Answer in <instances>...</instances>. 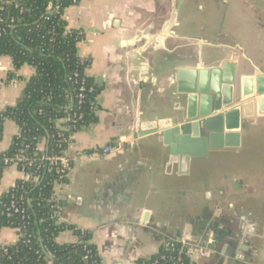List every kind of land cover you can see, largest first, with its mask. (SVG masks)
<instances>
[{
    "label": "crops",
    "instance_id": "1",
    "mask_svg": "<svg viewBox=\"0 0 264 264\" xmlns=\"http://www.w3.org/2000/svg\"><path fill=\"white\" fill-rule=\"evenodd\" d=\"M62 17L83 33L77 52L90 58L86 74L100 87L96 121L76 130L66 150L89 152L108 143L117 150L77 159L67 181L53 186L59 221L89 230L102 264H137L168 240L207 241L212 226L226 225L222 217L234 218L228 245L221 240L209 249L207 243L190 254L192 264H264V116L244 125L238 148L209 149L188 163L161 137H137L143 125L170 119L184 105L177 68L216 67L234 56L239 83L264 73V0H80ZM10 71V58L1 56L0 113L17 103L34 67L22 65L12 80ZM0 123L1 154L19 128L9 119ZM46 147L44 138L37 149ZM242 150L243 169L191 191L189 180L205 161ZM20 179L16 166L5 167L0 196ZM18 239L16 229H0V246ZM75 240L71 230L56 237Z\"/></svg>",
    "mask_w": 264,
    "mask_h": 264
},
{
    "label": "trees",
    "instance_id": "2",
    "mask_svg": "<svg viewBox=\"0 0 264 264\" xmlns=\"http://www.w3.org/2000/svg\"><path fill=\"white\" fill-rule=\"evenodd\" d=\"M79 2L15 0V3L0 4L3 6L0 10V57H9L13 65L8 79L18 78L16 71L24 64L34 67V74L23 88L21 101L0 113V120H12L19 128L10 147L0 154V175L10 166L4 162L5 158L23 154L35 160L31 165L26 164L25 172L38 178L37 182L31 178L17 180L0 196V203L12 197L22 199L19 200L21 212L9 216L0 214V229H20L15 244L6 245L4 251L0 248L1 264H102L90 241L91 232L59 221L53 186L56 180L65 183L67 178L60 179L54 168L39 161L42 152L37 149L44 138L47 139L46 155L66 149L65 143L56 140L60 129L56 122L68 113L78 112L83 116L70 133L96 121L98 104L95 107L93 103L100 87L86 74L90 58L81 57L76 47L83 33L69 29L62 17L65 8ZM81 79L86 90L79 102ZM64 230H71L76 240L57 242V235ZM214 238L218 239L216 235ZM137 264H192V261L186 247L177 244L170 249L162 245L157 253L137 260Z\"/></svg>",
    "mask_w": 264,
    "mask_h": 264
},
{
    "label": "water",
    "instance_id": "3",
    "mask_svg": "<svg viewBox=\"0 0 264 264\" xmlns=\"http://www.w3.org/2000/svg\"><path fill=\"white\" fill-rule=\"evenodd\" d=\"M235 62L232 56L216 67L177 68L176 90L184 105L170 119L143 125L137 137L150 134L161 137L185 163L191 157L205 156L209 149L238 148L244 125L249 119L254 122L256 117L264 116V73L256 71L254 76L242 77L239 83ZM217 228L222 231L220 237L226 247L235 231L224 224ZM209 230L214 231L215 227ZM206 234L209 236L210 232L207 230ZM208 247L214 249L215 244Z\"/></svg>",
    "mask_w": 264,
    "mask_h": 264
},
{
    "label": "built area",
    "instance_id": "4",
    "mask_svg": "<svg viewBox=\"0 0 264 264\" xmlns=\"http://www.w3.org/2000/svg\"><path fill=\"white\" fill-rule=\"evenodd\" d=\"M10 3V2H14L15 0H0V4L4 3V2ZM3 9V6L0 5V10ZM48 9H52L51 5H49ZM13 21V19H11V22ZM0 22H2V18H0ZM1 33V32H0ZM82 57V56H81ZM83 58H87V57H83ZM86 90V87L84 85V80L81 79L80 81V87H79V93H78V98H79V102L80 100L84 97V92ZM89 91L92 90V88L90 87L88 89ZM97 100H95V102L93 103V105L96 107L97 106ZM82 114L78 113V112H72V113H68L67 115H65L62 119H60L62 121V125H59L58 127L60 129H58L57 133H56V140L58 143H65L66 144V148L68 146V144L71 142V137L73 133H70L73 129H75L79 122L82 119ZM68 134H67V133ZM66 133V134H65ZM117 150V147L114 146L111 143H108L98 149H94L92 151H83V152H79V153H74V154H70L67 152V150H61L59 151V153H54L50 156L46 155L44 152H42V154L39 156V161L41 162H45L46 165H48L50 167V169H55V172L59 175L60 179H64L68 177L69 172L72 169L73 164L76 162L77 159L80 158H84V157H91V156H95V155H108L111 153H114ZM35 160L30 159L25 157L23 154H17L14 158H5L4 162L5 163H10V166L14 165L17 167V169L22 172L24 174V179H32L34 182L38 181V178L35 176L31 177L30 174L25 172V167L26 164L31 165ZM55 184H63L61 181H55ZM22 200L20 197H18V199H16L15 197L10 198V200L6 203H0V214H6L7 216H9L11 213H19L22 211V207L20 206V201ZM57 216H58V212H57ZM18 231H20L19 228H14ZM215 242V238L211 237L209 238L207 241L201 240V241H196L195 243H190L187 242L186 240L183 239H172V240H168L166 242H164V247L167 249L170 248H174L177 244H180L182 247H186V249L188 250L189 254L197 251L198 249H202L205 248L207 243H211L214 244ZM4 246H0V248L3 249L4 251ZM178 261H180V258H177ZM1 264V263H0Z\"/></svg>",
    "mask_w": 264,
    "mask_h": 264
},
{
    "label": "rangeland",
    "instance_id": "5",
    "mask_svg": "<svg viewBox=\"0 0 264 264\" xmlns=\"http://www.w3.org/2000/svg\"><path fill=\"white\" fill-rule=\"evenodd\" d=\"M244 153V150L240 152V155L224 151L218 154L217 158L205 161L200 172L189 180L191 191L196 192L197 189L204 188V185H207L212 180H215V182L220 181L222 176L226 175L231 168L243 169L246 163Z\"/></svg>",
    "mask_w": 264,
    "mask_h": 264
},
{
    "label": "flooded vegetation",
    "instance_id": "6",
    "mask_svg": "<svg viewBox=\"0 0 264 264\" xmlns=\"http://www.w3.org/2000/svg\"><path fill=\"white\" fill-rule=\"evenodd\" d=\"M221 219H222V221H225V224H226L225 226H226L227 229H233L235 227L234 218H228V219H226V217H222ZM214 227H215V230L213 231V233L218 237V239L215 238V242H214V244H215V243L221 241L220 233L222 231H219L216 226H214Z\"/></svg>",
    "mask_w": 264,
    "mask_h": 264
}]
</instances>
